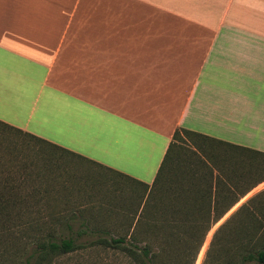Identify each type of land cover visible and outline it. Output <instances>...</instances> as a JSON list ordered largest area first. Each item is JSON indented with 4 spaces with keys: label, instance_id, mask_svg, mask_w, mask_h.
<instances>
[{
    "label": "crops",
    "instance_id": "crops-1",
    "mask_svg": "<svg viewBox=\"0 0 264 264\" xmlns=\"http://www.w3.org/2000/svg\"><path fill=\"white\" fill-rule=\"evenodd\" d=\"M0 121L145 185L177 128L264 157V0H0Z\"/></svg>",
    "mask_w": 264,
    "mask_h": 264
},
{
    "label": "trees",
    "instance_id": "trees-1",
    "mask_svg": "<svg viewBox=\"0 0 264 264\" xmlns=\"http://www.w3.org/2000/svg\"><path fill=\"white\" fill-rule=\"evenodd\" d=\"M0 129L13 131L25 137L24 140H28L27 143L31 141L37 144H44L52 150L57 149L59 152L96 165L119 178L139 183L79 155L59 149L53 144L1 121ZM177 132L195 140H200L203 145L201 143L198 144L196 141L188 143L192 146L193 150L181 144L179 145L175 141V139L179 138ZM204 143L216 144L215 148H212L214 152L217 150L216 155L220 159L216 167L211 166V162L205 159L208 156L210 158V153L208 151L209 148L204 146ZM224 145L223 142L193 131L183 128L175 129L155 176L148 185L149 187L139 183L148 188V193L140 211L138 213L135 211L131 215L133 221H135L128 223L125 227L126 230L122 227L120 233L115 231L114 234L111 231L114 229L108 227L89 226L86 223L87 220L84 219L85 217L81 218L82 214L80 211L71 212L60 223L61 226L58 227H47L46 224L42 223L43 220L42 222L28 220L22 223L30 225L34 222L37 224V227L33 229L34 236L30 239L28 237L27 241H17L22 249L15 248L12 250L8 256V258L11 257L8 264H52L59 256L84 246L77 243L69 233L72 227L67 223V220L75 218H80L78 228L74 233L75 236L86 232H88V235H95L89 241V245L99 246L101 249L119 250L126 254L131 264H193L204 235L211 223L216 222L237 200V196L243 194L251 186V182L249 183L248 181L247 186L243 190L236 196L233 195L230 190L231 188L223 184V178L226 175L227 169L232 167L229 169V172L240 184L242 179L239 180L232 171L242 176L244 181H246V179H249L252 170L257 167L263 168L261 164L258 166L251 165L253 158H247V164L242 169L239 168L238 164L240 161L244 157H247L245 153L249 154V156H255L259 153L256 151L230 149L224 147ZM185 152L194 155L195 159L188 161L190 156ZM201 152L207 155L203 157ZM230 152L232 153L231 157H229ZM181 153L186 158H178ZM225 158L227 161L224 160ZM217 169L220 171L222 178L218 171H216ZM7 204V201L0 198V223L11 221L9 218L11 216L10 212L6 207ZM155 206L160 210L159 215H162V222L164 224L161 223L162 228L150 225L151 221L148 220L153 218V208ZM245 207L242 204L235 209L219 226L218 230H225L227 228V230H233L238 240L240 237L238 245L240 250L236 264H264V230L251 225L253 221L251 220L252 215ZM14 213H16L15 217L20 216L18 211ZM59 218L58 216L52 220L57 222ZM179 220L186 221L189 224L182 227L173 224L178 223ZM13 221L16 224H22L19 218L17 220L13 219ZM248 221L250 226L246 224ZM39 223H41V226ZM255 231H258V233L253 239ZM151 238L156 241L158 240L157 243L152 244L149 241ZM139 241H142V243ZM181 241L184 242L181 244ZM217 251L220 252L219 249ZM205 255L210 257L209 248L205 252ZM6 261L8 260L2 259V263L0 264H7ZM202 264H204V260Z\"/></svg>",
    "mask_w": 264,
    "mask_h": 264
},
{
    "label": "rangeland",
    "instance_id": "rangeland-1",
    "mask_svg": "<svg viewBox=\"0 0 264 264\" xmlns=\"http://www.w3.org/2000/svg\"><path fill=\"white\" fill-rule=\"evenodd\" d=\"M177 136L179 138L175 141L179 145L192 150V146L188 144L192 141L203 145L200 140H195L180 132H177ZM24 138L13 131L0 129V198L8 202L5 206L11 215L9 217L10 222L0 223V263H2V259H6L8 264L11 258L8 256L12 250L15 248L22 249L17 241H27L28 237L30 239L34 236L33 229L37 227V224L32 222L28 225V223L22 222L28 220L42 222L43 220L42 223L46 224L47 227H58L71 212L80 211L81 218L85 217L84 219L87 220L86 223L89 226L108 227L114 229L111 231L115 234V231L120 233L122 227L125 228L128 223L133 221L131 215L135 211L136 213L140 211L148 193V188L145 186L119 178L96 165L59 152L57 149L52 150L44 144L31 141L27 143L28 140H24ZM215 145L204 143V146L209 148L210 158L209 156L205 157L207 154L201 152V155L210 161L211 166L214 167L220 161L219 156L216 155L217 150L213 151ZM185 153L190 156L188 161L195 159L194 155ZM245 154L247 157H244L238 164L241 169L247 164V158H256L264 163V157ZM231 156L232 153L230 152L229 157ZM184 157L186 158L181 153L178 158L183 159ZM224 160L227 161L226 158ZM229 169L223 178V184L231 188L230 190L235 196L247 186L249 180L255 182L264 177V169L258 167L251 171L249 179H246L247 182L242 176L232 171L239 180L242 179L239 184ZM216 171L221 177L220 171L218 169ZM147 187L149 186L147 185ZM245 199H240L239 203L234 204L216 222L211 223L193 264H202L203 260L204 264L237 263L240 237L238 240L233 230H227V228L218 230V228ZM244 207L252 215L251 225L264 230V206L259 200V196L256 194L251 201L247 199ZM16 211L20 213L19 217L14 216ZM159 211L157 206L153 208V218L148 219L151 221L150 225L161 227V223L163 224L162 215H159ZM58 216L60 218L57 222L52 220ZM18 218L21 219L22 224H16L13 221V219L17 220ZM79 221L80 218H75L67 220V223L72 227L69 232L70 235L77 243L84 246L59 256L52 264H131L126 254L119 250L101 249L99 246L89 245V241L95 235H88L86 232L75 236L74 233L78 228ZM173 224L182 227L189 223L179 220L178 223ZM246 224L250 226L249 221ZM39 225L41 226V223ZM257 233L258 231L254 232L253 239ZM142 241L139 242L142 243ZM149 241L156 244L158 240L151 238ZM208 248L210 257L205 255ZM217 248L220 252L217 251Z\"/></svg>",
    "mask_w": 264,
    "mask_h": 264
}]
</instances>
